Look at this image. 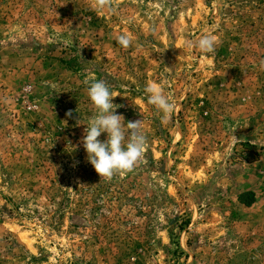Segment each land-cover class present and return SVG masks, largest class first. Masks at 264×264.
I'll return each mask as SVG.
<instances>
[{
    "label": "rangeland",
    "instance_id": "obj_1",
    "mask_svg": "<svg viewBox=\"0 0 264 264\" xmlns=\"http://www.w3.org/2000/svg\"><path fill=\"white\" fill-rule=\"evenodd\" d=\"M89 5L0 0V264H264V0ZM95 80L148 138L111 180L81 143Z\"/></svg>",
    "mask_w": 264,
    "mask_h": 264
},
{
    "label": "clouds",
    "instance_id": "obj_2",
    "mask_svg": "<svg viewBox=\"0 0 264 264\" xmlns=\"http://www.w3.org/2000/svg\"><path fill=\"white\" fill-rule=\"evenodd\" d=\"M90 8L94 11H107L115 13L113 0H90ZM116 42L124 49L133 44L130 34L124 33L116 37ZM218 43L214 35L202 34L194 41H189V49H199L203 53L214 52ZM264 69V60L260 61ZM147 94V103L154 106L162 113V123L169 122L171 115L176 110L175 101L164 92L163 84L149 82L144 88ZM87 95L96 109V115L84 129L81 143L87 153V161L93 166L96 173L103 179L111 180L114 175L131 172L144 157L148 143L142 120L125 123L122 114H117L116 109L122 105L113 104V95L104 80H95L90 83ZM69 110L66 116L71 117ZM102 133L107 134V139L101 141Z\"/></svg>",
    "mask_w": 264,
    "mask_h": 264
}]
</instances>
